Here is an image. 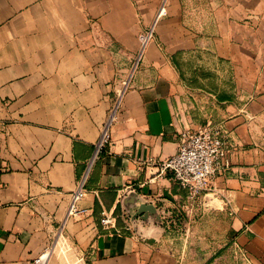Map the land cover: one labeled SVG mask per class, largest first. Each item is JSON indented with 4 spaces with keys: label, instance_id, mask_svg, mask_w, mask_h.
Listing matches in <instances>:
<instances>
[{
    "label": "crops",
    "instance_id": "0c3cea01",
    "mask_svg": "<svg viewBox=\"0 0 264 264\" xmlns=\"http://www.w3.org/2000/svg\"><path fill=\"white\" fill-rule=\"evenodd\" d=\"M164 4L166 15L156 18ZM155 38L121 95L112 142L93 160L139 34ZM209 50L228 85L210 92L229 166L216 195L231 234L252 264H264V0H0V264H177L162 242L105 215L146 198L163 207L179 186L151 160L179 150V115L192 93L187 56ZM87 174L80 207L68 216Z\"/></svg>",
    "mask_w": 264,
    "mask_h": 264
},
{
    "label": "rangeland",
    "instance_id": "374dc122",
    "mask_svg": "<svg viewBox=\"0 0 264 264\" xmlns=\"http://www.w3.org/2000/svg\"><path fill=\"white\" fill-rule=\"evenodd\" d=\"M211 55L209 50H201L182 63L183 80L192 92L179 110L186 129L198 130L212 119L219 106L209 94L220 90L223 97L228 85V79L220 77L222 68L210 62ZM220 200L216 195L193 196L179 187L177 198L163 207H155L146 198L139 199L138 205L154 207L147 215L131 217V205L125 201L111 217L118 216L123 226L130 223L134 232L161 227L162 242L177 264H252L231 234V217Z\"/></svg>",
    "mask_w": 264,
    "mask_h": 264
},
{
    "label": "built area",
    "instance_id": "2783aa9c",
    "mask_svg": "<svg viewBox=\"0 0 264 264\" xmlns=\"http://www.w3.org/2000/svg\"><path fill=\"white\" fill-rule=\"evenodd\" d=\"M164 4L161 6L156 22L166 15ZM139 34L141 43L140 51L134 56L129 75L123 81V89L118 94L113 108L102 128V136L96 145L93 160L98 153L112 142L110 127L118 119V109L123 90L127 88L133 73L142 63V54L147 44L155 38V24ZM230 146L226 133L221 125L208 122L198 130L184 129L179 133V150L176 154L162 161L151 160L149 164L159 169L161 174H170L178 186L193 196L209 195L216 193L215 180L217 176L229 166ZM87 174L79 182L78 189L72 195L68 210L69 217L86 213V208L80 207L86 188ZM102 224L107 228H115V218L105 215ZM50 250L34 260V264H46Z\"/></svg>",
    "mask_w": 264,
    "mask_h": 264
},
{
    "label": "water",
    "instance_id": "95a60500",
    "mask_svg": "<svg viewBox=\"0 0 264 264\" xmlns=\"http://www.w3.org/2000/svg\"><path fill=\"white\" fill-rule=\"evenodd\" d=\"M209 196V195H207ZM137 202V201H136ZM136 202H134V205L136 206L134 209H135V213L132 214V211L130 212L131 214V217H139V216H144V215H147V211H153L154 207L152 205H145L143 203H141L140 205H138ZM133 209V207H131ZM144 213V214H143ZM144 230H139L137 232H144ZM148 230L143 233L144 235H148L147 234Z\"/></svg>",
    "mask_w": 264,
    "mask_h": 264
},
{
    "label": "trees",
    "instance_id": "16d2710c",
    "mask_svg": "<svg viewBox=\"0 0 264 264\" xmlns=\"http://www.w3.org/2000/svg\"><path fill=\"white\" fill-rule=\"evenodd\" d=\"M183 77V76H182Z\"/></svg>",
    "mask_w": 264,
    "mask_h": 264
}]
</instances>
